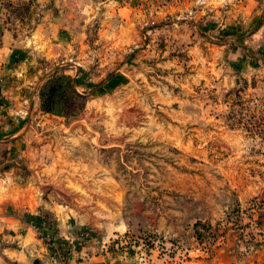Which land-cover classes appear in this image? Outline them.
<instances>
[{
  "label": "rangeland",
  "instance_id": "374dc122",
  "mask_svg": "<svg viewBox=\"0 0 264 264\" xmlns=\"http://www.w3.org/2000/svg\"><path fill=\"white\" fill-rule=\"evenodd\" d=\"M34 1L0 0V12L28 19L27 26ZM138 1L136 25L149 53L121 51L116 67L98 36L106 22L103 0L59 3L76 39L84 28L91 63L80 71L68 58L44 66L40 89L59 76L75 85L46 150L35 153L38 165L27 170L40 172L31 182L39 213L54 205L77 211L95 228L80 238L92 236L103 254L135 264H211L221 250L233 264H264L256 205L264 195V32L254 46L236 38L224 52L211 45L208 61L196 63L189 27L156 15L179 0ZM241 1L189 7L201 9L192 22L210 37L205 43L218 41L224 13ZM44 216L38 234L51 239L39 225ZM51 248L77 255L72 245Z\"/></svg>",
  "mask_w": 264,
  "mask_h": 264
},
{
  "label": "crops",
  "instance_id": "0c3cea01",
  "mask_svg": "<svg viewBox=\"0 0 264 264\" xmlns=\"http://www.w3.org/2000/svg\"><path fill=\"white\" fill-rule=\"evenodd\" d=\"M71 1L80 7V0ZM61 2L35 0V12L29 17L27 26L24 23L28 19L21 21L0 12V264H135L103 254L92 236L89 241L84 238L85 242L79 247L84 240L80 237L95 228L86 226L83 216L68 207L54 205L44 209L41 213L47 216L40 226L47 229L51 239L38 234L39 191L31 182L40 172L27 170L38 165L35 153L46 150L47 138L56 129L57 120V116L41 109L39 92L43 76L47 75L44 66L64 65L67 60L62 58H68L74 61V66L70 67L80 71L91 63V58H86L85 30L78 29L77 39L70 33L69 16L66 9L61 8ZM197 3L199 0L174 1L156 14L161 20L175 16L179 29L186 31L189 27L186 32L191 40L189 54L193 62L198 63V58L207 62L211 45L222 52L229 50L233 38L248 39L246 44L251 46L260 41L261 32H264V26L260 25L264 8L257 0L241 1L224 13L225 20L217 30L219 39L212 42L214 44L205 43L210 37L199 32L197 24L192 22L201 14V9L191 11L189 7ZM138 8V0H103L102 17L106 22L98 36L105 40L103 48L110 51L113 67L119 62L117 55L121 51L135 47L142 54L149 53V46L144 47L141 29L136 25ZM114 21L119 24L117 27ZM128 65L126 62L125 67ZM58 162L60 164V159L56 160ZM116 232L113 230L104 238ZM63 244L72 245L77 255L70 258L67 255L70 250L65 251L67 247L58 251L51 248ZM234 262L221 250L211 264Z\"/></svg>",
  "mask_w": 264,
  "mask_h": 264
},
{
  "label": "trees",
  "instance_id": "16d2710c",
  "mask_svg": "<svg viewBox=\"0 0 264 264\" xmlns=\"http://www.w3.org/2000/svg\"><path fill=\"white\" fill-rule=\"evenodd\" d=\"M74 85V80L68 76L53 77L49 80L39 92L42 111L54 116H61L58 109L63 102H68L67 94L71 93L72 90L74 91ZM257 201L258 199L256 202ZM258 202V204L256 203L259 212L257 226L260 227L264 223V195ZM199 225H201V223H197L196 227Z\"/></svg>",
  "mask_w": 264,
  "mask_h": 264
}]
</instances>
